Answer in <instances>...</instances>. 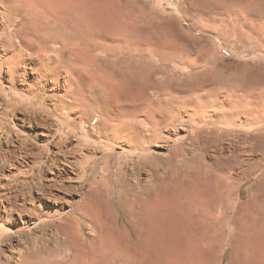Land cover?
<instances>
[{
    "label": "bare ground",
    "instance_id": "obj_1",
    "mask_svg": "<svg viewBox=\"0 0 264 264\" xmlns=\"http://www.w3.org/2000/svg\"><path fill=\"white\" fill-rule=\"evenodd\" d=\"M24 1L29 16L21 15V0H0V85L7 74L10 83L23 80L37 92H47L48 82L55 83L51 89L55 93L62 88L68 89L71 68L96 56L85 54L81 47L85 38L82 34L90 37L85 38V48L92 43L115 55L137 52L149 68H154L156 55L162 62L171 59L164 51L136 45L128 35L131 23L121 21L111 6L96 5L90 0L79 3L72 0ZM261 1L264 0L245 2L235 10L237 19L245 15L244 22L248 18L255 20L256 12H262L264 8ZM40 2L42 7L45 2L47 7L44 6L51 12L49 18L57 21L56 26H44L32 14L36 13L35 6ZM72 8L76 11L73 23L58 15V11L70 13ZM252 9L254 14H250ZM74 31L81 33L78 37L82 42L78 37L74 38ZM156 71L161 75L156 78L164 79V86L150 85V81H146L149 86L141 91L142 95L132 93L119 102L123 109L118 115H108L100 105L93 104L90 108L84 98L76 104L78 109H90V123L100 117L98 125L92 127L98 130L102 139L123 143L129 148L127 156L116 161L117 166L109 161L104 163L101 177L91 182L90 190L82 192L76 178L86 180L93 164L92 155L69 158L62 151L57 164L48 166L51 176L47 183L35 185V196L31 190L22 194L23 184L18 182L19 176L13 174L14 180L18 181L15 185L7 183L4 186L9 194H5L1 203L0 210L4 213H0V222L16 224L21 236L17 245L10 246L8 260L1 258L0 248V264H86L91 250L93 252L96 246L110 238L114 240L112 237L127 240L126 222L135 225L139 221L147 223V236L136 245L126 241L123 248H129L130 244L135 247L133 258L141 264H146L150 254L158 261L165 258L168 240L176 236L187 240L194 236L199 245L211 253L210 258H214L223 241L233 232L226 216L240 208L236 191L242 181L256 183L252 203L258 212L257 219H264V159L258 155L264 150V96H225V100L220 96H207V99L178 96V90L172 92L167 88L168 84L174 85L178 81L177 76L166 73L162 65ZM117 76L128 83L135 74L120 71ZM60 81L63 84H59ZM150 87L154 93H148ZM69 93L67 90L68 96ZM155 93L160 96H154ZM64 97L56 96V99ZM42 109L49 118L56 112V108L52 111ZM210 109L218 111L214 113L217 114L215 118L208 113ZM181 126L187 127L186 133L171 142L164 132L168 129L176 131ZM70 130L75 132L78 128L71 127ZM230 136L237 141L229 144L231 147L212 150ZM84 142L92 143L87 137ZM109 145L113 146L112 143ZM154 145H165L168 150L152 153ZM210 149L214 163L206 164V153ZM205 167L220 172L224 185H220L222 189L215 195L207 214L199 219H184L182 230L175 231L174 227L183 216L174 207L176 194L196 169ZM141 171L147 175L143 182L137 178ZM47 172L38 169L41 176H46ZM75 196L80 200L73 201ZM140 201L151 207L148 217L136 212ZM66 206L71 207L69 214L64 212ZM119 211L124 213V222ZM34 233L39 237H34ZM10 235L0 228V246L10 239ZM156 244L158 246L154 247Z\"/></svg>",
    "mask_w": 264,
    "mask_h": 264
},
{
    "label": "rangeland",
    "instance_id": "obj_2",
    "mask_svg": "<svg viewBox=\"0 0 264 264\" xmlns=\"http://www.w3.org/2000/svg\"><path fill=\"white\" fill-rule=\"evenodd\" d=\"M90 1L96 5H105L107 8L111 6L124 23L129 20L126 22L131 23L128 28L131 33L128 35L136 45L164 51L171 59L162 62L156 55L154 68H149L141 60V54L137 52L115 55L102 50L101 47L96 48L92 43L89 44L90 47L85 48V38L88 36L82 34L85 38L81 47L85 49V54L96 56L92 59L86 58L83 60L85 63L71 68L68 89L62 88L55 93L51 90L55 83L48 82L47 92H37L23 80L10 83L8 75L5 74V79L0 85V209L5 194H9V190L4 187L7 183L15 185L19 180L24 187L22 194L25 190L26 192L31 190L35 196L37 193L35 185L40 182L47 183V178L51 176L49 164L56 165L63 152L69 158L93 156L92 168L86 180L76 178L82 192L90 190L91 182L101 177V168L105 162H113L117 166L116 161L127 156L129 148L125 144L104 140L98 130H93L92 126L98 125L100 117L90 123V109L84 111L76 107L81 98L87 100V106L90 108L93 104L100 105L105 108L108 115H118L123 109L119 102L124 100V96H131L132 93L142 95L141 91L147 89L149 84L164 86V79L156 78L161 76L156 71L160 65L165 68L166 73L177 76L178 81L174 82V85L168 84L167 88L172 92L178 90V96H202L206 97L205 99L207 96H220L221 100H225V96H264L263 7L262 12H256L255 20L251 21V18H248L247 22H244L245 15L237 19L238 12L235 10L248 0ZM44 5L45 2L43 7L40 2L35 6L36 13L32 14L39 19L40 24L56 26L57 21L49 18L51 12ZM19 8L22 16H29V8L24 0L19 3ZM253 9L250 14L255 13ZM74 10L72 8V12H67L68 14L58 11V15L65 17L68 23H73L76 19ZM121 31L124 33L122 29ZM72 33L75 34V39L81 34L75 31ZM78 38L82 42V38ZM120 71L131 72L135 77L127 83L117 76ZM146 81H150L149 84ZM61 83L62 81L59 84ZM149 89L148 93H154L151 87ZM67 90L71 92L69 96ZM56 96L65 97L64 100H59ZM154 96L160 95L155 93ZM44 107L51 111L56 108L55 114L49 118L42 109ZM217 112L210 109L208 113L213 114L215 118L217 114L214 113ZM184 119L187 120L188 117L185 116ZM71 127L78 130L73 132L70 130ZM186 128L181 126L176 131L168 129L164 134L174 142L176 137L186 133ZM85 137L92 143L84 142ZM236 142L234 137L230 136L222 141L223 144L214 145L212 150L221 147L228 149L231 147L229 144ZM110 143L113 146L109 145ZM164 146L154 145L151 152H166L168 149ZM212 150L206 153V164L214 163ZM258 155L264 159V150ZM41 168L48 171L46 176L38 173V169ZM13 174L19 176L17 181L12 177ZM146 177L145 171H141L137 176L140 182ZM222 177L220 172L206 167L196 169L192 173L190 180L185 182L176 194L174 207L178 214L183 216L174 227L175 231L182 230L184 219L188 217L199 219L208 213L215 195L224 185ZM138 190L136 192H139ZM256 190L254 181H242L238 184L236 193L239 196L240 208L226 216L230 222L228 227L233 232L223 241L216 257L210 258L211 253L199 245L194 236L189 240L176 236L168 240L165 258L158 261L150 254L145 263L264 264V219L262 221L257 219L258 212L252 203ZM74 199L73 201L80 200L77 196ZM146 204L142 201L137 204L135 210L140 216L141 214L146 216L151 209ZM0 211L1 214L4 213L3 210ZM70 211L71 207L66 206L64 212L69 214ZM118 214L124 222V213L119 211ZM126 227L127 240L112 237L114 240L110 238L109 241L99 244V247L96 246L97 249L93 250L94 253L91 250L92 254L87 256L86 264H141L140 260H134L135 247L131 244H139L145 239L148 234L147 223L139 221L133 225L126 222ZM0 228L6 234H11L10 239L0 246L3 253L1 258L5 261L11 257L10 246L17 245L21 235L16 224L0 222ZM33 236L39 237L38 233H34ZM126 241L131 244L129 248L124 249ZM157 246L156 244L154 247Z\"/></svg>",
    "mask_w": 264,
    "mask_h": 264
}]
</instances>
